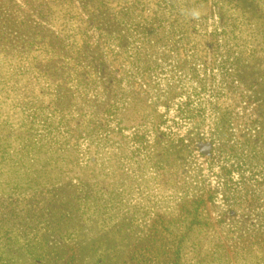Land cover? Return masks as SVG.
<instances>
[{
	"label": "rangeland",
	"instance_id": "374dc122",
	"mask_svg": "<svg viewBox=\"0 0 264 264\" xmlns=\"http://www.w3.org/2000/svg\"><path fill=\"white\" fill-rule=\"evenodd\" d=\"M0 264H264V0H0Z\"/></svg>",
	"mask_w": 264,
	"mask_h": 264
},
{
	"label": "trees",
	"instance_id": "16d2710c",
	"mask_svg": "<svg viewBox=\"0 0 264 264\" xmlns=\"http://www.w3.org/2000/svg\"><path fill=\"white\" fill-rule=\"evenodd\" d=\"M111 116H112L111 110L104 111V119H106V122L103 124L104 128L109 126V123L112 121ZM35 118L36 117H34V114H33L32 119L35 120ZM41 125H42V127H45L46 129L50 127V125L46 124V122H43ZM103 127L99 128L100 129L99 130V132H100L99 141L108 139V134L104 133L105 135L102 136V133L104 132V128ZM48 134H49V132H48ZM5 184H6V180L3 179L1 185L5 186ZM203 204H204V201L203 200H199L198 202H193L190 205V206H193V208H187L185 210L183 209L185 211L184 215H188V216L191 217L190 228H194V226H200V224L197 223V221H198L197 210L200 209ZM190 228H188V230H190ZM181 237L184 238L183 236H180V238ZM181 243L182 242H180L178 240V242H177V246L178 247L176 248V250L180 249Z\"/></svg>",
	"mask_w": 264,
	"mask_h": 264
},
{
	"label": "clouds",
	"instance_id": "9594fccd",
	"mask_svg": "<svg viewBox=\"0 0 264 264\" xmlns=\"http://www.w3.org/2000/svg\"><path fill=\"white\" fill-rule=\"evenodd\" d=\"M193 15H198V13H195V12H194Z\"/></svg>",
	"mask_w": 264,
	"mask_h": 264
}]
</instances>
